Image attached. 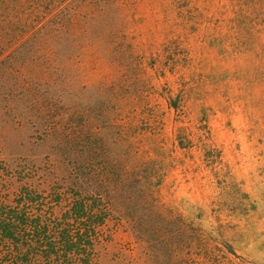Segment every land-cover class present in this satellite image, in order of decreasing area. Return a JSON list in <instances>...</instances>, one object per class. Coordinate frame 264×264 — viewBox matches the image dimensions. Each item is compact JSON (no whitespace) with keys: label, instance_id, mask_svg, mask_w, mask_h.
Returning a JSON list of instances; mask_svg holds the SVG:
<instances>
[{"label":"rangeland","instance_id":"1","mask_svg":"<svg viewBox=\"0 0 264 264\" xmlns=\"http://www.w3.org/2000/svg\"><path fill=\"white\" fill-rule=\"evenodd\" d=\"M106 165L264 264V0H0V201ZM112 239L97 264L141 256Z\"/></svg>","mask_w":264,"mask_h":264},{"label":"trees","instance_id":"2","mask_svg":"<svg viewBox=\"0 0 264 264\" xmlns=\"http://www.w3.org/2000/svg\"><path fill=\"white\" fill-rule=\"evenodd\" d=\"M85 176L82 167L69 193L54 187V203L27 188L0 201V264H97L98 248L120 228L139 245L143 264H228L238 256L219 229L158 210L142 175L106 165L91 179L93 189ZM227 187L232 209L249 204L236 184ZM120 257L119 264H142L127 252Z\"/></svg>","mask_w":264,"mask_h":264}]
</instances>
